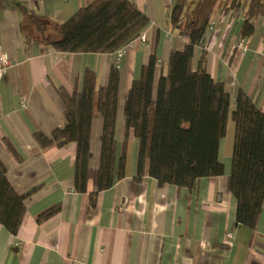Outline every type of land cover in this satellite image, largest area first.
<instances>
[{
    "label": "crops",
    "instance_id": "1",
    "mask_svg": "<svg viewBox=\"0 0 264 264\" xmlns=\"http://www.w3.org/2000/svg\"><path fill=\"white\" fill-rule=\"evenodd\" d=\"M90 1L0 0V54L10 61L0 76V160L13 188L26 194L17 233L0 225V264H264V198L255 227L248 229L236 224V199L227 189L230 120L218 149L223 174L202 177L192 189L160 186L146 170L139 180L134 178L138 140L125 126L124 97L151 55L158 60L155 97L170 51L184 48L187 35L169 20L176 0H132L149 22L141 31L145 41H136L118 61L115 139L116 158L126 140L122 178L97 191L101 114L90 125L85 192L74 189L76 143L43 148L34 138L36 131L50 134L66 124L58 88L70 93L76 84L80 87L85 69L95 72L96 87L105 88L116 63L114 53H66L47 46L60 36L59 24ZM194 1H186L185 13ZM222 5L223 0L213 13L214 27L194 48L192 67L204 50L206 71L224 83L231 100L241 88L264 112V15L255 19L247 49L240 53L233 46L242 14ZM56 205L57 212L37 221Z\"/></svg>",
    "mask_w": 264,
    "mask_h": 264
},
{
    "label": "trees",
    "instance_id": "2",
    "mask_svg": "<svg viewBox=\"0 0 264 264\" xmlns=\"http://www.w3.org/2000/svg\"><path fill=\"white\" fill-rule=\"evenodd\" d=\"M186 1L173 3L169 20L187 35V42L183 49L170 51L167 69L157 80L155 97V55L142 66L124 97L125 126L138 140L134 178L139 180L146 170L160 186L192 189L202 177L223 174L218 149L230 120L233 134L227 189L236 199V224L253 229L264 198V112L241 88L231 100L224 83L206 71L204 50H200L196 67H192L194 48L202 45L221 0H195L188 14ZM226 5L242 11L239 37L248 38L255 19L264 15V0H223L222 6ZM148 22V16L132 0H91L59 24L60 36L47 46L66 53H114L136 38ZM118 79L116 63L110 67L105 88L96 87L95 72L85 69L80 87L76 84L70 93L62 87L57 89L64 103L65 126L50 134L34 132L43 148L76 143L77 192L86 191L90 125L98 114L103 117V127L97 191L112 187L125 174L126 140L122 154L116 158ZM97 191L90 193V207L95 204ZM25 197L10 184L0 160V225L12 234L17 233L24 217ZM58 209L57 205L48 208L37 216V221L47 219Z\"/></svg>",
    "mask_w": 264,
    "mask_h": 264
},
{
    "label": "built area",
    "instance_id": "3",
    "mask_svg": "<svg viewBox=\"0 0 264 264\" xmlns=\"http://www.w3.org/2000/svg\"><path fill=\"white\" fill-rule=\"evenodd\" d=\"M237 13H239L241 15L242 11L237 10ZM213 27H214V22L212 20H210L207 30H209ZM145 38H146L145 34L143 32H140L136 38H134L132 41H130L129 43H127L126 45H124L123 47H121L120 49L115 51L114 54L116 55L115 56L116 64L118 65L119 59L122 57L123 54L126 53V50L128 48L133 47L134 44L136 43V41L144 42ZM247 46H248L247 38L238 37V39L235 41L233 47L241 53V52L246 51ZM9 64H10L9 59L4 54H0V76H3L6 73V70H7V67ZM228 237L229 238L232 237V233H229Z\"/></svg>",
    "mask_w": 264,
    "mask_h": 264
},
{
    "label": "rangeland",
    "instance_id": "4",
    "mask_svg": "<svg viewBox=\"0 0 264 264\" xmlns=\"http://www.w3.org/2000/svg\"><path fill=\"white\" fill-rule=\"evenodd\" d=\"M230 125H231V128H232V123H231V121H230ZM231 132H232V130H231ZM232 134V133H231ZM229 136H230V133H229ZM231 138V137H230Z\"/></svg>",
    "mask_w": 264,
    "mask_h": 264
}]
</instances>
